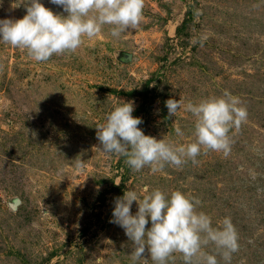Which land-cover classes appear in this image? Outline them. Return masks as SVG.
Instances as JSON below:
<instances>
[{"label":"rangeland","instance_id":"obj_1","mask_svg":"<svg viewBox=\"0 0 264 264\" xmlns=\"http://www.w3.org/2000/svg\"><path fill=\"white\" fill-rule=\"evenodd\" d=\"M26 2L0 0V19H22ZM111 28L47 62L0 42V264H133L132 241L110 220L115 198H142L145 186L199 199L213 227L230 217L240 244L231 264H264V0H145L138 29L113 37ZM226 90L248 112L228 156L202 152L195 165L153 173L94 149L96 127L130 101L145 135L193 143L195 117L185 107L169 118L165 102Z\"/></svg>","mask_w":264,"mask_h":264},{"label":"clouds","instance_id":"obj_2","mask_svg":"<svg viewBox=\"0 0 264 264\" xmlns=\"http://www.w3.org/2000/svg\"><path fill=\"white\" fill-rule=\"evenodd\" d=\"M63 8L67 16L55 14L40 0H27L26 15L22 19H0V42L14 48L27 50L37 62H47L54 55L74 53L85 37H98L105 25L112 26L111 35L138 29L143 21L145 0H50ZM134 101L122 105L107 115L106 123L96 127L99 149L105 155L123 156L125 163L135 172L145 167L151 172H162L166 166L183 167L188 161L197 164L202 152H231L230 133L247 122L248 112L239 97L227 90L221 97H212L198 104L175 99L167 100L169 118L186 107L195 117V142L174 145L164 139L157 140L144 134L138 127L143 121L133 116ZM177 136L182 130L175 129ZM75 167L83 170L84 163L77 160ZM117 185V184H116ZM119 186V185H118ZM141 196L127 190L114 199V223L125 230L132 241L133 264L144 259L147 251L153 264L174 262L175 253L182 255L183 264H219V255L225 264H231L232 255L240 250L239 235L230 217H225L221 227H213L212 219L197 211L201 201L181 191L169 194L145 186ZM133 202L138 211L133 215ZM151 223V227H147ZM214 245L216 254L204 249ZM97 264L100 261L97 260Z\"/></svg>","mask_w":264,"mask_h":264}]
</instances>
